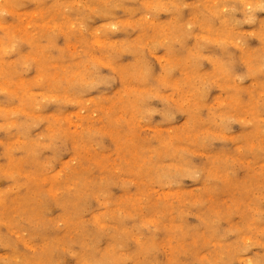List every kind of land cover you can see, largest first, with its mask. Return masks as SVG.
Here are the masks:
<instances>
[{
    "label": "rangeland",
    "instance_id": "374dc122",
    "mask_svg": "<svg viewBox=\"0 0 264 264\" xmlns=\"http://www.w3.org/2000/svg\"><path fill=\"white\" fill-rule=\"evenodd\" d=\"M0 264H264V0H0Z\"/></svg>",
    "mask_w": 264,
    "mask_h": 264
}]
</instances>
